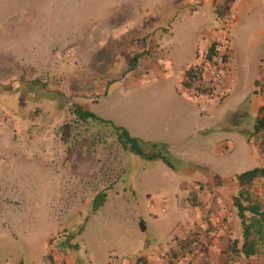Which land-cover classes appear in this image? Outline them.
Instances as JSON below:
<instances>
[{
  "label": "rangeland",
  "instance_id": "374dc122",
  "mask_svg": "<svg viewBox=\"0 0 264 264\" xmlns=\"http://www.w3.org/2000/svg\"><path fill=\"white\" fill-rule=\"evenodd\" d=\"M204 13L182 0H0V264H131L139 254L162 264L191 231L209 264H264V246L245 258L233 241L234 178L211 208L201 182L187 197L191 167L222 179L259 164L261 138L240 128L248 103L234 110L256 68H246L258 59L251 35L234 43L226 92L215 85L203 102L179 82L205 49ZM74 103L97 117L79 119ZM121 130L161 156L131 150ZM247 188L264 204V179ZM214 238L228 240L222 262L210 258ZM68 239L77 248L64 250ZM195 254L178 264H197Z\"/></svg>",
  "mask_w": 264,
  "mask_h": 264
},
{
  "label": "crops",
  "instance_id": "0c3cea01",
  "mask_svg": "<svg viewBox=\"0 0 264 264\" xmlns=\"http://www.w3.org/2000/svg\"><path fill=\"white\" fill-rule=\"evenodd\" d=\"M182 2L188 8L189 11H196V12L200 10H203L204 12L210 11L211 18L207 19L205 13L203 15V18L204 17L206 18L203 19L204 27L201 32V36H202L201 45H203V47L207 49L214 42L219 43L218 56L216 59H213L214 63L213 62L211 63L210 69L206 71L203 75L204 80L209 82L212 88H214L216 85L217 90H220L221 92L227 91L226 88L230 86L229 84L230 82L225 81L222 83L220 82V79L223 76L224 69L227 68V70L233 71V68L235 67L234 43L236 40L242 39L243 35H251L250 36L251 41L249 46L256 51V55L258 56V59L255 60L248 59V61H246V68L249 69L248 65L250 63L251 66L256 65V68L252 76L251 82L248 83L243 82L242 89H244V92L242 94V97L238 101L237 108L234 110L241 111L242 105H244L243 103L246 102L248 103L247 104L248 114L245 113L248 119L244 121V123L241 125L240 128H244V134L247 136L248 139L247 141L249 142L251 141L250 137H253V139L256 141L254 137L255 135L256 136L258 135L254 134L253 132V124L255 118L259 113L260 108L264 106V90L261 89V86H264V0H182ZM171 30L174 32L175 27H173ZM220 37L222 40L219 39ZM198 48L199 46L196 48V53H195L197 58H198V54L201 52L200 50H198ZM160 63L162 64L165 63L166 65L168 64V60L161 59ZM191 65H193V63ZM191 65H188L184 69L179 70V82L182 83V85L185 86V88L191 89L194 95H199L198 97H202L203 102H210L211 100H213L212 97L217 90L214 89V91L212 90L211 94H205L196 91L194 88H189L188 86L185 85L184 81L186 79V71L189 67H191ZM170 67L172 68V65H170ZM215 70L220 73V76L217 79L214 78L213 76V72ZM182 123L186 125L185 120H183ZM193 128L191 127V130ZM199 133L198 131H195L193 134L197 135ZM255 144H256V148L254 150L255 158L259 163L258 166L256 167H264V152L261 151L260 146L257 142H255ZM189 173L191 175L189 180L192 186L189 193L187 194V197L191 192H194V190H196L195 188L196 183L201 182L207 185V189L202 191L201 194L208 191V193L211 195V198H208V201H210V205H209L210 208H211V204L218 200L219 191L228 189L226 184L224 187H222L221 184L227 183V181H229L230 178H234L236 180L234 181V184L237 183L239 187V191L235 193L234 197L238 196L240 193L241 187L239 186L238 180L236 178L237 175L240 173L230 174L222 179H217L215 176L210 177L206 174L204 170H201V173L200 172L198 173L195 171V167H191ZM260 178L264 179L263 177ZM257 179H255L254 181H256ZM208 187L210 190H208ZM246 189L250 194V198H247L246 196L244 197L243 201L245 205H248L251 202H257L262 206V208H264V204L258 199V197H256L254 194H251L248 188ZM234 197H233V202H234ZM214 212H216V214L213 215L212 220L213 222L217 223L219 221V218L224 216V213L220 212V214H218L217 210H214ZM247 214L251 215L250 213ZM237 215H238V210H237ZM190 221H193L192 216L189 218L188 222L190 223ZM239 223L241 229L238 231V234L236 235V237H234L235 239H233V241L235 243L238 239V246H239L238 248L240 250L242 246V224L240 218H239ZM218 231H220V233L228 234L226 235L228 236V238H230L231 236L230 235L231 231L228 230L226 227L222 229H218ZM224 242L228 243V240L227 241L223 240V242H221L219 241L218 238H214V240L210 243L209 245L210 254H211L210 258H212L213 261H220V262L223 261L222 258L223 254L221 250L224 249V244H223ZM235 244L237 245V243ZM263 246L264 243L261 242L260 247L262 248ZM239 254L243 255L241 252H239ZM149 257L150 256H148V259L150 261L151 259ZM162 264H166V261L163 260Z\"/></svg>",
  "mask_w": 264,
  "mask_h": 264
},
{
  "label": "trees",
  "instance_id": "16d2710c",
  "mask_svg": "<svg viewBox=\"0 0 264 264\" xmlns=\"http://www.w3.org/2000/svg\"><path fill=\"white\" fill-rule=\"evenodd\" d=\"M219 52V43H213L207 50L206 57L210 60L216 59ZM185 85L189 88H194L198 92L205 94L212 93V86L209 82L205 81L201 73L196 72L192 67H189L186 71V79L184 81ZM257 84V83H256ZM264 90V86H261ZM74 114L81 120L87 121L91 118H96L95 113L82 109L81 106L74 103L73 108ZM253 132L257 134L261 139L259 146L262 152H264V106L259 110L257 117L254 120ZM120 140L126 146L127 143L131 144V150L146 155L149 159H156L161 156L157 153L145 154L142 150L143 141L140 138L132 137L127 134L125 130H121ZM127 141V142H126ZM263 177L264 178V167H255L246 170L237 175V180L239 186L241 187L238 196L234 197V204L238 210V216L242 224V246L239 250L245 257L250 258L252 256L258 255L261 251L260 243H264V208L257 203L251 202L245 205L243 199L246 196L250 198V194L247 191V186H249L255 179ZM106 199V192H100L95 200L94 208L97 209ZM250 213L251 215H248ZM175 245L171 247L168 252H165L163 259L166 264H178V261L185 254L196 255V250L200 247V250L204 253L202 260L197 264H209L208 257L206 255V249L203 242L198 236V232L191 231L184 238H176L174 240ZM64 250L75 249V245H72L70 239L66 240L65 245L62 247ZM131 264H151L148 257L144 254H139L136 256L135 261ZM186 264V263H183ZM187 264H193L188 262Z\"/></svg>",
  "mask_w": 264,
  "mask_h": 264
},
{
  "label": "built area",
  "instance_id": "2783aa9c",
  "mask_svg": "<svg viewBox=\"0 0 264 264\" xmlns=\"http://www.w3.org/2000/svg\"><path fill=\"white\" fill-rule=\"evenodd\" d=\"M221 39V37L219 38ZM222 40V39H221ZM207 49L201 51L199 54H198V61L193 63V65H191V67L198 73H201V75L203 76L204 73L206 71H208L210 69V66H211V63L213 62L214 63V60H210L206 57V53H207ZM213 76L214 78H219L220 76V73L218 71H214L213 72Z\"/></svg>",
  "mask_w": 264,
  "mask_h": 264
}]
</instances>
